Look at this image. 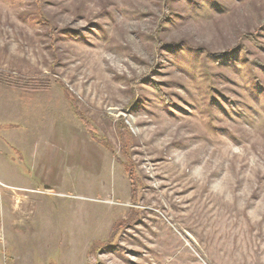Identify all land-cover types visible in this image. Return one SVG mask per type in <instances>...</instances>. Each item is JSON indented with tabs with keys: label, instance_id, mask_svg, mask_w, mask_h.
I'll return each mask as SVG.
<instances>
[{
	"label": "rangeland",
	"instance_id": "1",
	"mask_svg": "<svg viewBox=\"0 0 264 264\" xmlns=\"http://www.w3.org/2000/svg\"><path fill=\"white\" fill-rule=\"evenodd\" d=\"M49 147L98 173L42 175ZM84 253L264 264V0H0V264Z\"/></svg>",
	"mask_w": 264,
	"mask_h": 264
},
{
	"label": "crops",
	"instance_id": "2",
	"mask_svg": "<svg viewBox=\"0 0 264 264\" xmlns=\"http://www.w3.org/2000/svg\"><path fill=\"white\" fill-rule=\"evenodd\" d=\"M53 132H56V131L54 130ZM88 134L90 135V133H88ZM53 136L55 138L57 137V135H53ZM90 136L93 139V136L92 135H90ZM98 143L103 144V143H100L99 141H98ZM103 145H104V147L101 148L102 156H105L107 158L108 162L109 161L112 163L115 162V160L112 157L113 151L110 148H108L105 144H103ZM50 147L47 150L44 148H41L40 150L37 151V154L40 156V160H39V162H37L36 167L38 170L40 169L42 175L47 177L50 174H56V176L60 177L62 180L68 181V180H73L75 177L83 176L85 173H90L93 176L98 173L99 166H97L98 164H96L95 162L91 163L90 165H84V164H80V162L77 160H69V161L65 160V159L60 160V156H59L60 152L57 151L58 148L52 149ZM44 153L47 156V158H45L43 156ZM61 159H63V158H61ZM115 176L116 177L118 176L117 171H115ZM41 203H42V201H39L38 206H40ZM40 211H41V216H42V214H43L42 208L40 209ZM29 222L32 226L34 225V227H37V228L40 225L39 224L40 222L37 221L34 217ZM20 223H22L20 218H13L12 217L11 224H12L14 234H21L22 232H24V229L21 228ZM85 252H86V250H85ZM85 255L86 254L84 253L83 264H86ZM44 256H45V254H44ZM14 264H19V263L14 262ZM26 264H34V262L31 259V256L28 258V261L26 262ZM63 264H69L65 260V258L63 259Z\"/></svg>",
	"mask_w": 264,
	"mask_h": 264
},
{
	"label": "trees",
	"instance_id": "3",
	"mask_svg": "<svg viewBox=\"0 0 264 264\" xmlns=\"http://www.w3.org/2000/svg\"><path fill=\"white\" fill-rule=\"evenodd\" d=\"M39 2H40V4H41V0H39ZM253 34H254V33H252V37H253L254 40H253V39H252V40L255 41L256 38H255V35H253ZM224 55H225V54H223V53H217V54H213L212 56H217V58H220V57L224 58ZM222 58H221V59H222ZM153 83H154V82H153ZM156 90L158 91V94H159L162 98L165 97L163 91H162L160 88H157ZM75 113H76V115H78L81 119H84V117L80 114V112L78 111V109H75ZM85 126H86V129L88 130V132L90 133V135L93 136V138H95L96 140H98V141L101 142V143L103 142V140L100 139V138H98L97 135H96V133H94V127H93L90 123H88L87 121H85ZM103 144H105L108 148H110V149L112 150V147L110 146V144H106L105 142H103ZM123 167H124L125 171L128 173V175H129L130 178H131V184H132V195L135 197V195H137V188H136V185H135V183H134V181H133V173H132V170H131V168H130V165L128 166L127 163H124ZM131 175H132V177H131ZM123 223L125 224L126 221H125V220H121L120 222H117V223H115V224L113 225V230H114V231H112V234L110 235V239H112V238H114V237L116 236V234H117V226H119V228H121V226L123 227ZM119 228H118V229H119Z\"/></svg>",
	"mask_w": 264,
	"mask_h": 264
}]
</instances>
